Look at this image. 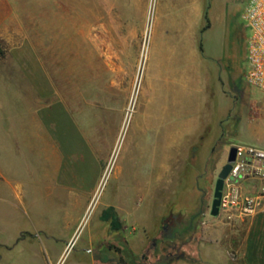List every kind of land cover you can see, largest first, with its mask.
<instances>
[{
  "label": "crops",
  "instance_id": "0c3cea01",
  "mask_svg": "<svg viewBox=\"0 0 264 264\" xmlns=\"http://www.w3.org/2000/svg\"><path fill=\"white\" fill-rule=\"evenodd\" d=\"M154 1L146 116L167 151L158 166L153 151L134 153L135 171L128 172L125 192L104 204L100 217H85L110 157L99 152V133L110 127L118 140L122 113L106 118L100 103H91L89 89L70 84V92H59L46 81L47 73L26 45L9 54L16 69H0V264H63L78 244L71 264H133L149 250L150 239L155 243L160 237L171 216L169 208L168 217H139V203L147 199L163 206L165 191L170 201L182 181L175 168L182 165L194 180L187 198L195 206L213 177L218 180L235 146L227 142L220 147L226 140L219 138L220 132L204 146L218 124L217 113L229 111L224 90L228 74L220 63L223 39L213 38L212 32L215 26L224 31L231 0ZM11 17L10 0H0V33ZM115 35L110 50L117 45ZM101 56L106 66L119 57L107 52ZM138 71L136 57V76ZM144 164L147 179L140 183ZM231 184L239 205L254 197L257 217H264V171L257 175L248 169ZM151 247L154 252L156 245Z\"/></svg>",
  "mask_w": 264,
  "mask_h": 264
},
{
  "label": "rangeland",
  "instance_id": "374dc122",
  "mask_svg": "<svg viewBox=\"0 0 264 264\" xmlns=\"http://www.w3.org/2000/svg\"><path fill=\"white\" fill-rule=\"evenodd\" d=\"M249 1L231 0L224 31L215 25L213 28V38L223 39L220 49L224 57L220 63L228 74L224 90L229 111L223 112L224 116L217 113L215 122L218 124L206 138L205 147L220 132L219 138L226 139L220 147L228 142L235 147L264 149V93L250 85L246 78L249 70L247 42L251 33L242 14ZM10 2L12 17L0 33V69H16L13 56L9 57V54L26 45L47 73L46 81L58 87L59 92H70V84L80 86L85 92L89 89L91 103L99 102L106 118L122 113L123 131L118 140H113L110 127H107L99 133L102 137L100 142H96L99 152L110 157L104 162L107 163L106 171L85 217H100L103 205L113 202L121 190L125 192L128 172L135 171L134 153L141 156L153 151L158 166V161H162L167 151V143L158 139L147 126L146 116V62L155 20V1L149 0V6L148 0ZM115 34L117 45L110 50L109 40L115 38ZM100 37L103 45H100ZM102 52L119 57L109 60L106 66ZM215 100L219 106L220 95ZM172 161L175 162L174 159ZM140 168V183H145L146 164ZM184 170L183 165L175 168L182 181L170 201L168 192H163L162 196L167 201L165 205H151L145 199L137 206L139 217H146L148 213L149 217H168L166 210L169 208L171 216L167 233L161 232L155 243L151 238L149 250L133 264H264V222L257 217L259 211L249 213L243 205L222 204L220 215L212 216L217 178L213 177L211 185L202 192L201 204L195 206L187 198L194 180ZM233 182H226L223 196L232 191ZM201 186L205 187L204 184ZM162 209V215H157ZM153 243L156 245L154 252L150 249ZM79 248L80 244L73 246L63 264H71ZM177 248L182 249L179 256L176 255ZM170 257L172 261L167 263L166 259Z\"/></svg>",
  "mask_w": 264,
  "mask_h": 264
},
{
  "label": "built area",
  "instance_id": "2783aa9c",
  "mask_svg": "<svg viewBox=\"0 0 264 264\" xmlns=\"http://www.w3.org/2000/svg\"><path fill=\"white\" fill-rule=\"evenodd\" d=\"M242 18L251 33L247 42L249 70L246 78L250 85L264 93V0H250ZM237 149L234 173L238 172V177L248 169L257 175L264 171V149L253 146H238ZM227 204L230 206L240 204L234 190L223 196V205ZM256 206L257 199L254 197L244 199L243 208L246 212L253 213Z\"/></svg>",
  "mask_w": 264,
  "mask_h": 264
},
{
  "label": "water",
  "instance_id": "95a60500",
  "mask_svg": "<svg viewBox=\"0 0 264 264\" xmlns=\"http://www.w3.org/2000/svg\"><path fill=\"white\" fill-rule=\"evenodd\" d=\"M237 147H232L229 152L228 162L221 170L216 181L214 200L211 209V215L218 217L220 215L221 207L223 204V195L228 180L236 181L238 178V172L234 173V166L237 161Z\"/></svg>",
  "mask_w": 264,
  "mask_h": 264
},
{
  "label": "flooded vegetation",
  "instance_id": "af4514ba",
  "mask_svg": "<svg viewBox=\"0 0 264 264\" xmlns=\"http://www.w3.org/2000/svg\"><path fill=\"white\" fill-rule=\"evenodd\" d=\"M169 227H170V223H169V222L163 225V229H162V231H163V234H164V235H165V233H167V231L169 230ZM152 246H154V243L152 244ZM152 249H153V248L151 247V250H152ZM181 251H182V249L177 248V250H176V255L179 256L180 253H181ZM171 256H173V255L171 254Z\"/></svg>",
  "mask_w": 264,
  "mask_h": 264
},
{
  "label": "trees",
  "instance_id": "16d2710c",
  "mask_svg": "<svg viewBox=\"0 0 264 264\" xmlns=\"http://www.w3.org/2000/svg\"><path fill=\"white\" fill-rule=\"evenodd\" d=\"M2 56V53L0 52V57ZM261 221L264 222V217H260ZM172 261V257L166 259V262L169 263ZM122 264H126L124 261H122Z\"/></svg>",
  "mask_w": 264,
  "mask_h": 264
}]
</instances>
